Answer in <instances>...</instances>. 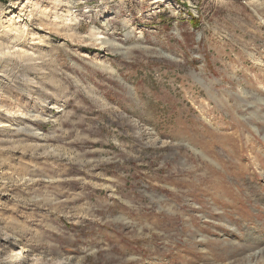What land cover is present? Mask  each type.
<instances>
[{"label":"rangeland","instance_id":"obj_1","mask_svg":"<svg viewBox=\"0 0 264 264\" xmlns=\"http://www.w3.org/2000/svg\"><path fill=\"white\" fill-rule=\"evenodd\" d=\"M61 1L0 0V264H257L264 0Z\"/></svg>","mask_w":264,"mask_h":264},{"label":"bare ground","instance_id":"obj_2","mask_svg":"<svg viewBox=\"0 0 264 264\" xmlns=\"http://www.w3.org/2000/svg\"><path fill=\"white\" fill-rule=\"evenodd\" d=\"M61 0H55V5L57 6H59L60 4H61ZM22 6H24V5H22ZM33 6H35V3H34V5ZM23 8V7H22ZM25 9H27L26 7L24 8V9H22V11H24ZM33 10H35V9H33ZM29 13H30V10H29ZM32 13V12H31ZM31 13H30V16H32L31 15ZM33 14V13H32ZM2 15H4V12H3V9H1L0 8V18H1V16ZM69 17V19H67V21H68V24L67 25H73L74 24V18H73V16L72 15H70V16H68ZM15 18H18V17H14L13 16V19H15ZM56 19H57V22H59L60 20H62L61 19V17H56ZM10 22H12V20L10 21ZM0 23H1V20H0ZM3 23V25H6L4 22H2ZM2 25V26H3ZM7 28V31H8V33L10 34V35H12V36H14V38L16 37V36H18V35H20L22 32L20 31V28H18L17 27V25L13 22L12 24L10 23L9 25H8V27H6ZM71 28V27H70ZM53 30V29H52ZM54 30H55V28H54ZM53 30V31H54ZM73 31V30H72ZM78 34L77 33H75V32H73L70 36H71V38H73L74 39V37L75 36H77ZM25 36V35H24ZM37 36V35H36ZM69 36V37H70ZM94 36V35H93ZM34 37V35H32L31 36V38H33ZM91 39H93L92 41H91V43H93V42H97L99 39H101V37L99 36V35H97V36H95L94 38H91ZM32 40H34V39H32ZM10 41H11V39H10ZM79 41V40H78ZM15 42V41H14ZM74 42V41H73ZM4 45V44H3ZM2 45H0V47H1ZM4 48V47H3ZM9 49V48H8ZM6 52V51H5ZM10 53V52H9ZM8 54V53H7ZM3 55H5V53L4 52H1L0 51V57H2ZM26 59V58H25ZM1 61V60H0ZM51 109H53V108H51ZM251 241H253V242H259L257 239H253V238H251ZM264 242V241H263ZM260 244V243H259ZM259 246V245H258ZM250 260L251 261H253V260H256V261H259V262H257V264L259 263V264H264V247H260L259 249H258V252L257 253H255L254 255H252V256H250ZM256 264V263H255Z\"/></svg>","mask_w":264,"mask_h":264}]
</instances>
